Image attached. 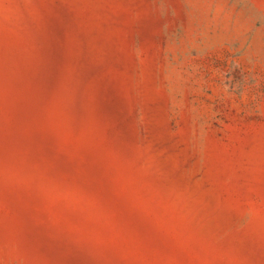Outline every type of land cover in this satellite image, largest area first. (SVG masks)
Returning <instances> with one entry per match:
<instances>
[{"label": "rangeland", "instance_id": "rangeland-1", "mask_svg": "<svg viewBox=\"0 0 264 264\" xmlns=\"http://www.w3.org/2000/svg\"><path fill=\"white\" fill-rule=\"evenodd\" d=\"M0 264H264V0H0Z\"/></svg>", "mask_w": 264, "mask_h": 264}]
</instances>
